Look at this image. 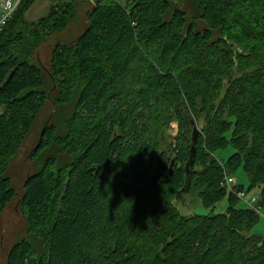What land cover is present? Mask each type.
<instances>
[{"label": "trees", "instance_id": "16d2710c", "mask_svg": "<svg viewBox=\"0 0 264 264\" xmlns=\"http://www.w3.org/2000/svg\"><path fill=\"white\" fill-rule=\"evenodd\" d=\"M35 1L21 0L0 31V213L18 194L7 167L46 104L29 156L54 153L24 181L26 237L6 264H264L260 215L239 197L256 191L264 210V0H188L193 15L169 0H90L84 33L51 45L46 69L39 51L82 0L29 20ZM238 169L247 187L220 185ZM194 189L225 211L182 215L174 199Z\"/></svg>", "mask_w": 264, "mask_h": 264}, {"label": "rangeland", "instance_id": "374dc122", "mask_svg": "<svg viewBox=\"0 0 264 264\" xmlns=\"http://www.w3.org/2000/svg\"><path fill=\"white\" fill-rule=\"evenodd\" d=\"M59 0H36L26 14V18L29 20H37L44 16L50 6L54 5ZM90 0H82L77 3L76 13L74 19L69 22L67 27L59 32L51 34L46 40V46L39 51V61L42 68H49L50 56L52 47L56 43H67L73 41L82 33H84L86 27L85 9L90 4ZM124 2V1H123ZM171 7L182 10L188 15H193L188 0H169ZM43 80L47 86H49V78L45 71H43ZM50 113L48 104L42 109L41 113L37 116L34 124L22 143L17 155L7 167L6 175L9 177L11 187L16 189L17 195H15L0 213V264H6L7 253L11 248L22 241L26 237L27 223L24 213L21 211L19 204V197L23 194L22 186L29 174L36 172L43 164V158L48 154L54 153V148L51 147L46 155L43 156L41 161H34L31 159L30 151L36 146L39 134L42 132V125L48 121L47 117ZM203 127V118L198 119L197 128L200 130ZM177 134L176 123H172L170 128L166 130V138L173 137ZM227 137H230L227 134ZM165 138L163 149H168L169 144ZM233 152L231 147L224 150H218L214 152V156L219 159V162L226 160ZM66 161V160H65ZM54 168V166H52ZM227 171V169H225ZM235 180V185L243 184L245 187L248 185V177L245 173L238 169L231 175ZM256 191H251L247 195V199L256 195ZM180 199H174V204L178 211L182 215H208L211 213H218L225 211L226 201L222 200L214 206L211 211L210 208H205L197 197L196 190H192L190 193L181 195ZM260 220L254 226L253 232L258 234L261 238H264V210L258 212Z\"/></svg>", "mask_w": 264, "mask_h": 264}, {"label": "built area", "instance_id": "2783aa9c", "mask_svg": "<svg viewBox=\"0 0 264 264\" xmlns=\"http://www.w3.org/2000/svg\"><path fill=\"white\" fill-rule=\"evenodd\" d=\"M21 0H2L1 1V12H0V31L2 30L3 26L7 23V21L11 18L12 14L18 7ZM220 185L226 187V189L231 190L233 186H235V180L231 175L226 174ZM239 197L245 201L247 205L251 208L255 209L259 212L261 209L256 206L257 198L256 196L250 197V199L246 200L243 197V194H239Z\"/></svg>", "mask_w": 264, "mask_h": 264}, {"label": "water", "instance_id": "95a60500", "mask_svg": "<svg viewBox=\"0 0 264 264\" xmlns=\"http://www.w3.org/2000/svg\"><path fill=\"white\" fill-rule=\"evenodd\" d=\"M42 133H43V131L41 132L40 137H39V140L37 141L36 146L33 148V150L36 149L37 146L39 145L40 138L42 136ZM198 134H199V130L195 126H193L192 132H191V137H190V139H191V143H190L191 144L190 145V155H189L188 160H187L186 165H185V170H186L185 185H184V188L180 190V193L186 191L187 190V187H188V184H189V180H188V174H189V172H188V169H189L190 165H192V163H193V157H194V154H195V144H196V140H197ZM173 164H174V161L172 160L170 162V164H169V170H168V172H169L170 175L172 174ZM92 169H94V166L90 167L89 168V171H91ZM98 170H99V166H96L95 167V172H97ZM160 179H161L160 174H153V175H151L150 181L152 183L153 189L156 188V186L160 182Z\"/></svg>", "mask_w": 264, "mask_h": 264}, {"label": "crops", "instance_id": "0c3cea01", "mask_svg": "<svg viewBox=\"0 0 264 264\" xmlns=\"http://www.w3.org/2000/svg\"><path fill=\"white\" fill-rule=\"evenodd\" d=\"M1 1H2V0H0V12H1Z\"/></svg>", "mask_w": 264, "mask_h": 264}, {"label": "flooded vegetation", "instance_id": "af4514ba", "mask_svg": "<svg viewBox=\"0 0 264 264\" xmlns=\"http://www.w3.org/2000/svg\"><path fill=\"white\" fill-rule=\"evenodd\" d=\"M172 160L174 161V159H172ZM172 160H171V161H172Z\"/></svg>", "mask_w": 264, "mask_h": 264}]
</instances>
